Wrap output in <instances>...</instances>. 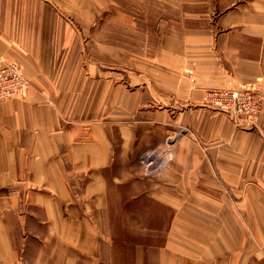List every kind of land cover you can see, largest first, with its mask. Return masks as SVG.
<instances>
[{
    "label": "crops",
    "instance_id": "1",
    "mask_svg": "<svg viewBox=\"0 0 264 264\" xmlns=\"http://www.w3.org/2000/svg\"><path fill=\"white\" fill-rule=\"evenodd\" d=\"M100 3L112 1L0 0V63H21L29 82L0 103V259L35 245L54 264H75L74 250L87 262L227 264L231 243L264 244V107L256 127L237 129L204 103L206 89L264 86V0H229L213 23L160 33L122 68L84 51L91 40L115 50L93 37L132 20L104 13L97 30L85 5ZM166 136L173 159L143 175L139 150ZM202 217L213 236L192 231ZM130 226L145 239L118 250Z\"/></svg>",
    "mask_w": 264,
    "mask_h": 264
},
{
    "label": "rangeland",
    "instance_id": "2",
    "mask_svg": "<svg viewBox=\"0 0 264 264\" xmlns=\"http://www.w3.org/2000/svg\"><path fill=\"white\" fill-rule=\"evenodd\" d=\"M111 1V4L100 3L85 5L89 8V11H91V7H93V11H95L96 13V18L93 21L92 27H96L97 30L105 28V16L103 14L108 12L126 13L130 18H132L133 21H117L115 25H108V28L110 30L109 36L100 35V37H97L98 34H95V37H93L96 41L104 40L105 42H108V40H110L116 46L115 50L108 51L106 49H100L98 44L95 42L93 43V41L91 40V43L84 47V51L89 58L109 62L114 67H127L129 66V63L133 62V60L136 59L139 55L150 56V54H152L155 49V44H157V41L159 40V35H161L160 33L168 34L174 32L175 34H178L188 26L200 27L203 25H207L206 23H203L204 21L213 23L214 18L217 16V14H219L225 6L229 5L227 3L229 0ZM71 6L73 7V9L69 10V25L72 27V29L76 28L78 30H81L82 26L75 18V12L77 9L74 8L75 5ZM99 14L100 16L98 17ZM84 33V35H81L84 38L83 40H85V38L89 39L90 37H88V34L86 32ZM8 63H14L19 67L22 76L26 80V87L24 91L19 94L15 93L10 95L6 99H0V103L8 100L12 96L24 97L29 84L25 75H23L24 73L22 64L17 61H3L0 63V66H2V64ZM234 90H238V92L249 90L250 92L252 91L255 93L257 91L262 94L263 96L261 95L262 98L260 99L259 106L257 107V109L259 110L254 114L247 115L245 111L246 109H249V107H241L237 104V102H234L232 99H230L229 95H231V91ZM204 103L214 110L224 114L235 128H253L256 127L259 123V116L264 107V86L261 87L251 84L248 86L206 89ZM174 140L175 137L166 136L162 142H155L154 144L147 145L139 150L138 161L143 175L147 177L155 175L156 173L167 167L168 163L171 160L167 161V165L165 166L164 158L168 153L172 154L170 146ZM150 161H152L151 166L148 165V162ZM180 214L181 215H179V220L180 218L187 220L186 214ZM148 215L149 213L145 214L142 212H140L137 216L133 215L131 223L140 224L142 223L143 217ZM169 218L170 213L167 210L164 213L165 225L169 222ZM152 219H154V217ZM208 219H210V216L208 217ZM203 220L204 217H202V219H196V221L194 219L190 220L193 225L197 227L193 228L192 231H195L197 234L201 235H203V232L205 234L209 232L211 236H213V234L218 230L216 225H213V223H204ZM101 230L102 232H107L108 229H106L102 225ZM96 231H98V229ZM118 231H122L123 234L115 236L119 241L114 246H116V248L121 251L122 249H124V247H128L130 242L137 241L136 243H138V240L140 241L142 239H145L144 235H140V231H145V229L142 227L134 228L130 226L122 229H117V233ZM179 231L183 233L188 232V230L185 228L179 229ZM124 234L126 236H124ZM123 237H126V243L124 242ZM244 238L248 239L249 237L246 238L244 235L243 239ZM130 244L133 245V243ZM34 247L35 245L32 247L29 245V250L26 251L27 254L23 252V254H21V257H17L15 253L11 255L10 259L6 256L5 259H0V264H54V256H50V259L48 261H46L45 258H39V260L37 261L38 254L36 251H34ZM73 252L78 257L75 264H111V260H109V262L107 263L104 259L100 258L95 259L94 261L88 260L87 262L85 261V259H83L82 251L74 250ZM227 253H230L227 257V264H264V244L258 246L252 243H231V245L227 247Z\"/></svg>",
    "mask_w": 264,
    "mask_h": 264
},
{
    "label": "built area",
    "instance_id": "3",
    "mask_svg": "<svg viewBox=\"0 0 264 264\" xmlns=\"http://www.w3.org/2000/svg\"><path fill=\"white\" fill-rule=\"evenodd\" d=\"M26 87V80L22 76L19 67L14 63L2 64L0 66V99H6L12 94H19L24 91ZM238 92V90L231 91L230 99L237 102L238 105L246 109L247 115L256 113L259 109L260 99L262 98L259 92ZM263 96V95H262ZM256 103V104H255ZM148 159V158H147ZM152 165V161L148 162Z\"/></svg>",
    "mask_w": 264,
    "mask_h": 264
},
{
    "label": "clouds",
    "instance_id": "4",
    "mask_svg": "<svg viewBox=\"0 0 264 264\" xmlns=\"http://www.w3.org/2000/svg\"><path fill=\"white\" fill-rule=\"evenodd\" d=\"M173 159V155L171 153H168L166 157L164 158L165 166L167 165V161H170Z\"/></svg>",
    "mask_w": 264,
    "mask_h": 264
},
{
    "label": "bare ground",
    "instance_id": "5",
    "mask_svg": "<svg viewBox=\"0 0 264 264\" xmlns=\"http://www.w3.org/2000/svg\"><path fill=\"white\" fill-rule=\"evenodd\" d=\"M24 75V74H23Z\"/></svg>",
    "mask_w": 264,
    "mask_h": 264
}]
</instances>
